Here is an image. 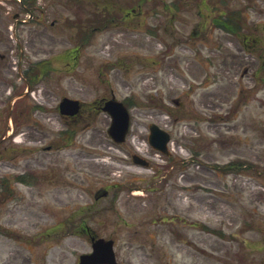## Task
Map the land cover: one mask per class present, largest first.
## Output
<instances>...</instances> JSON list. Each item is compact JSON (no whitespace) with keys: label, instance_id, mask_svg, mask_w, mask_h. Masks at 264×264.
<instances>
[{"label":"rangeland","instance_id":"rangeland-1","mask_svg":"<svg viewBox=\"0 0 264 264\" xmlns=\"http://www.w3.org/2000/svg\"><path fill=\"white\" fill-rule=\"evenodd\" d=\"M68 1L38 0L47 27L19 25L16 47L10 26L24 10L0 0V264H78L92 251L84 225L114 239L118 264H264V92L253 79L262 61L212 24L218 0H205L208 9L182 0L181 11L178 0H151L145 22L155 34L108 28L82 49L74 69L60 57L79 43L77 8ZM234 1L244 34L264 48V0ZM44 59L51 74L12 106L17 147L7 137L8 86L1 83L17 80L15 62L25 68ZM112 93L131 99L123 145L112 142L110 117L95 105ZM65 96L89 104L67 140L56 112ZM152 123L170 132L169 157L151 149ZM137 153L151 166L135 164ZM30 172L49 180L19 182Z\"/></svg>","mask_w":264,"mask_h":264},{"label":"water","instance_id":"water-1","mask_svg":"<svg viewBox=\"0 0 264 264\" xmlns=\"http://www.w3.org/2000/svg\"><path fill=\"white\" fill-rule=\"evenodd\" d=\"M79 107L78 102H71L68 100H64L61 104L62 113L67 114H75L77 113V109ZM111 115L113 116V125L110 129L111 135L118 142H122L125 139V135L128 131L129 126V116L126 110L119 104V108L113 110L108 107ZM152 135L150 137L151 144L156 148H161L165 150L166 142L168 141V136L161 131H159L156 127H152ZM137 162H140L136 159ZM145 163V162H141ZM80 264H115L114 262V254L112 252L111 243H104L103 241H99L95 244V253L92 255H85L81 257Z\"/></svg>","mask_w":264,"mask_h":264},{"label":"flooded vegetation","instance_id":"flooded-vegetation-1","mask_svg":"<svg viewBox=\"0 0 264 264\" xmlns=\"http://www.w3.org/2000/svg\"><path fill=\"white\" fill-rule=\"evenodd\" d=\"M28 10H29V12H30V14H31V19L33 20V19H36V13H35V11H42V10H39L38 8H37V6H32V7H30V8H28ZM122 11V17H120L119 19H117V14L118 13H113V15H114V20H113V24L114 25H126V24H129V23H131L132 21H133V19H135V20H137L136 19V17H138V16H141V17H143L142 15V12L141 13H138L136 10H134V9H130V10H126V11H123V10H121ZM76 51H79V50H76ZM83 111L80 113V115L79 116H77V117H74V118H67V117H65V119L66 120H68V121H70V122H78V120L81 118V117H83Z\"/></svg>","mask_w":264,"mask_h":264},{"label":"bare ground","instance_id":"bare-ground-1","mask_svg":"<svg viewBox=\"0 0 264 264\" xmlns=\"http://www.w3.org/2000/svg\"><path fill=\"white\" fill-rule=\"evenodd\" d=\"M20 141V140H19ZM135 142H137V140H135Z\"/></svg>","mask_w":264,"mask_h":264}]
</instances>
